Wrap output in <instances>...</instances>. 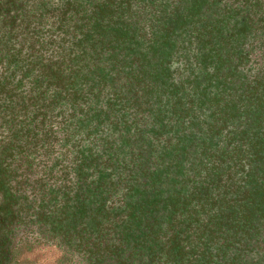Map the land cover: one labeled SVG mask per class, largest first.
<instances>
[{
  "label": "trees",
  "instance_id": "1",
  "mask_svg": "<svg viewBox=\"0 0 264 264\" xmlns=\"http://www.w3.org/2000/svg\"><path fill=\"white\" fill-rule=\"evenodd\" d=\"M2 1L0 206L5 221L22 226V240L52 242L84 264H264V63L247 66V46L264 41L262 0L175 4L169 26L187 27L171 38L174 56L184 71L200 63L205 72L178 82L168 67L162 91L140 100L123 65L139 44L117 9L92 0L105 14L76 22L91 23L79 31L91 37L56 49L62 56L41 68L51 50L33 36L40 22L22 10L9 20ZM108 14L111 27L102 23ZM209 86L221 94L208 97ZM220 102L224 121L192 119ZM133 104L144 130L132 132L124 110ZM202 134L216 144L204 158Z\"/></svg>",
  "mask_w": 264,
  "mask_h": 264
},
{
  "label": "rangeland",
  "instance_id": "2",
  "mask_svg": "<svg viewBox=\"0 0 264 264\" xmlns=\"http://www.w3.org/2000/svg\"><path fill=\"white\" fill-rule=\"evenodd\" d=\"M128 1V2H127ZM183 0H124L121 5L116 6L115 14L116 16L121 17L120 20H123L122 25L129 27V34L132 33L133 35V42L135 44H139V47H135V51L133 54L128 53V55L123 56L125 62L123 65H127L130 67L133 74L136 76V86H135V96L139 97L140 95H143L142 97L145 98H151L156 97L157 94H159L162 91V87L165 86V80L160 74L162 71L163 73L166 72L168 67L174 71V75L176 76V81H181L184 79V74L186 75L187 80H195L191 77H194L195 75L197 78L202 79V73L205 72L206 67L201 65L200 63H194L196 67H192L191 70L184 71L183 66L181 65L180 61L176 59H180L179 56H174L177 48L175 45V41L171 40V38H175L177 36V33H180L181 31H185L184 29L187 27L185 25L180 27H173V29L169 26V23L167 22V16L168 12L171 10L172 7L175 6V4L182 2ZM228 1V0H224ZM146 3H152L154 4V7L149 10H145L147 8ZM125 8V10H123ZM80 15H77L79 17ZM72 18L75 20V18L72 15ZM70 18V20H72ZM115 18V17H114ZM81 18L75 20L77 22L80 21ZM113 20L109 17L104 18V24L106 27H111L113 24ZM0 24L2 22L0 21ZM168 25V29H167ZM38 26L33 27L32 29L35 30ZM119 27H121V23L119 24ZM86 25H82L81 29H78L79 31H86L87 29ZM231 30V29H230ZM61 33H63V30H59ZM187 33H189V30H186ZM89 33V34H86ZM83 33L82 35L79 34L77 36H85V38L89 39L91 37L90 30L89 32ZM146 33V34H145ZM1 34V31H0ZM185 34V33H184ZM232 37H234V34H232ZM235 38V37H234ZM171 40V41H170ZM114 45L117 44V41H113ZM166 44L167 50L162 52L156 51L153 48H158V46ZM160 48V47H159ZM195 48L193 45L187 43L186 46V52H191V55L193 56ZM180 53H183L180 51ZM62 52L58 50L52 49L49 54H46V56H43L41 59L43 63H41V68L44 67H50L51 62H46L48 57H51L52 59H55L59 55H61ZM62 56V55H61ZM60 56V57H61ZM121 57L118 59H115L114 61L117 64H122L120 61ZM46 64V66H43ZM42 70V69H41ZM199 70V71H198ZM184 71V72H183ZM252 72H256L255 69H252ZM256 75L259 76L258 73ZM170 80H168L169 82ZM192 84H196L195 82ZM206 80L202 81L201 87L202 91L205 89ZM206 95L208 97L212 95H220L219 88L216 90L214 87H207L206 88ZM225 94V93H224ZM125 97L128 99L127 94H125ZM121 97L120 101L121 103H124L125 99ZM140 100V97L138 98ZM142 100V99H141ZM142 102V101H141ZM217 106L213 103L212 106H206L202 110L197 111L194 113L193 120L199 119L202 121L212 120L213 118L217 121L220 119V121H224V104L218 103ZM140 108L138 105L133 104L131 107H126V115L131 120H134L133 130L132 132H136L137 130H144L142 125L138 126L139 123V116H140ZM210 116V117H209ZM207 117V118H206ZM208 120V121H209ZM262 123L264 124V115H262ZM207 124H203L202 128H206ZM138 127V128H137ZM0 128V132H1ZM252 133V132H251ZM203 135V134H202ZM249 136H252V134H249ZM244 139L246 138V135H242L240 137ZM206 138V139H204ZM203 142H204V153H200V158H204L207 155L211 154L213 152V148L216 145L215 141L210 137H207L206 134L203 135ZM244 141H240V143H237V147L242 152L243 150V156H247L248 158L251 157V153L246 151L247 149H250L249 143H243ZM119 145V143H116ZM231 144V143H230ZM235 144V143H232ZM255 143H251V146H253ZM245 150V151H244ZM215 158L210 159V163L214 162ZM179 163H182V160H178ZM183 167L186 168V165L182 163ZM189 167V166H188ZM131 183H135V180ZM123 184V183H122ZM129 185V183H128ZM180 189V188H179ZM250 198L248 199V201ZM124 206V205H123ZM19 241L16 244V248L13 252L12 260L14 264H84V262L81 261V259L73 254H67L62 249H60L58 246L52 245V242H44V241H34V240H16V242Z\"/></svg>",
  "mask_w": 264,
  "mask_h": 264
},
{
  "label": "flooded vegetation",
  "instance_id": "3",
  "mask_svg": "<svg viewBox=\"0 0 264 264\" xmlns=\"http://www.w3.org/2000/svg\"><path fill=\"white\" fill-rule=\"evenodd\" d=\"M6 3L9 2L8 6H5L7 10L8 19L11 20L17 16V12L22 10L24 15L27 14V22L31 23L33 19H37L40 24L34 30L33 36L39 38V41L46 43L47 49H64L65 44H69V47L75 44L77 36L80 34L77 27V19L85 17L86 20L92 18L94 15L99 14L101 17L105 14V11L116 9V6L121 5L124 0H101L100 2H105V11L103 14L99 12L92 11L90 6H92V0H4ZM128 2V1H127ZM264 3V0H262ZM3 1L0 0V10H2ZM146 11L152 9L154 4L146 3ZM14 6H16L14 8ZM125 10V8L123 9ZM264 11V5H263ZM37 15V16H36ZM75 18V20L72 18ZM77 15H80L77 17ZM111 14H108L109 17ZM72 18V20H70ZM1 21V19H0ZM93 22V20H92ZM43 23V25H42ZM104 23V20L102 21ZM34 24L32 22L31 26ZM262 32L264 36V22H261ZM89 29L92 25L86 24ZM62 29L63 33L59 30ZM146 34V33H145ZM125 34L124 37H126ZM33 37L30 38V40ZM19 41H22V37H18ZM262 44H258L257 41L253 42L252 45L247 46L251 51L250 53V63L247 66L255 65V67L261 66L264 63V41L259 40ZM49 42L52 44L48 45ZM29 45V41L26 43ZM37 49L41 48L40 43L35 44ZM75 47H72L73 49ZM258 63V65L256 64ZM5 208L0 206V264H14L12 260L13 252L16 248V244L19 242L16 240L25 239L24 231L22 226L13 220L10 222L5 221L6 217L9 216L7 213H3ZM3 211V212H2ZM5 219V220H4ZM4 220V221H2Z\"/></svg>",
  "mask_w": 264,
  "mask_h": 264
}]
</instances>
